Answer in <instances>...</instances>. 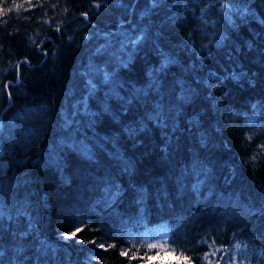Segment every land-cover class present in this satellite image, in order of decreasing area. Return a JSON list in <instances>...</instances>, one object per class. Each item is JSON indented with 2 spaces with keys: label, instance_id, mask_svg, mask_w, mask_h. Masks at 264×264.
Returning <instances> with one entry per match:
<instances>
[{
  "label": "trees",
  "instance_id": "obj_1",
  "mask_svg": "<svg viewBox=\"0 0 264 264\" xmlns=\"http://www.w3.org/2000/svg\"><path fill=\"white\" fill-rule=\"evenodd\" d=\"M0 9V264H264V0Z\"/></svg>",
  "mask_w": 264,
  "mask_h": 264
},
{
  "label": "rangeland",
  "instance_id": "obj_2",
  "mask_svg": "<svg viewBox=\"0 0 264 264\" xmlns=\"http://www.w3.org/2000/svg\"><path fill=\"white\" fill-rule=\"evenodd\" d=\"M4 71H5L4 66L0 64V111L3 109L5 102V98H4L5 84L9 83V81L6 82L4 81ZM155 243L158 244V242ZM160 245L163 248H166L168 244L165 240H161ZM163 254L165 255V252H163Z\"/></svg>",
  "mask_w": 264,
  "mask_h": 264
},
{
  "label": "snow or ice",
  "instance_id": "obj_3",
  "mask_svg": "<svg viewBox=\"0 0 264 264\" xmlns=\"http://www.w3.org/2000/svg\"><path fill=\"white\" fill-rule=\"evenodd\" d=\"M16 7L19 8V7H21V5H17ZM5 11H6V10H4V9H0V15L5 14ZM7 11H10V9H8ZM85 15H86V14H85ZM69 39H71V38H69ZM5 87H7V86H5ZM81 231H82L81 228H76L75 231L68 232V233L66 234V238H74V237H76L77 234H78L79 232H81ZM98 246H99L100 248H104V247H105L104 244H99ZM121 255H126V253H121Z\"/></svg>",
  "mask_w": 264,
  "mask_h": 264
}]
</instances>
